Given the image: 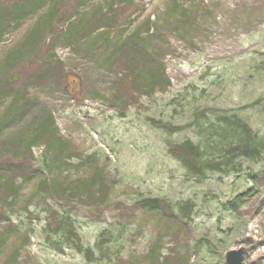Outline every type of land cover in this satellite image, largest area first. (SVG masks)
I'll return each instance as SVG.
<instances>
[{"label": "rangeland", "instance_id": "374dc122", "mask_svg": "<svg viewBox=\"0 0 264 264\" xmlns=\"http://www.w3.org/2000/svg\"><path fill=\"white\" fill-rule=\"evenodd\" d=\"M112 4L127 10L83 35ZM147 19L139 51L115 56ZM0 31V89L21 92L32 64L53 59L79 78L28 85V108L0 97V176L16 189L0 184V264H227L239 248L264 264L263 154L212 146L219 166L203 175L174 155L232 115L264 139V0H0ZM153 74L164 82L150 89Z\"/></svg>", "mask_w": 264, "mask_h": 264}, {"label": "trees", "instance_id": "16d2710c", "mask_svg": "<svg viewBox=\"0 0 264 264\" xmlns=\"http://www.w3.org/2000/svg\"><path fill=\"white\" fill-rule=\"evenodd\" d=\"M115 5H111V13H103V9H98L96 13L87 21V25L82 28V34L88 33V31H93L95 28H101L102 24H107L109 22L116 21L117 16L119 14H124L127 10V7H116L113 8ZM32 10V5L29 7V11ZM28 11V12H29ZM112 12H114L112 14ZM27 13V12H26ZM15 14L19 17L22 16V11L16 10ZM108 14V15H107ZM18 17V18H19ZM17 18V16L15 17ZM150 19H147L141 27H138L133 33L125 35L122 40L115 45L113 49V54L117 56V54H121L122 59L124 62H128L129 57L127 55L134 51H139V47L141 46L138 44L139 39H142V33L145 31V34H148L150 32ZM38 30L35 29L33 33H36ZM2 32L0 31V38L2 36ZM111 38L110 34L108 33L107 41H109ZM32 39L28 38V41ZM54 59L50 63L43 64L41 66H35L32 64L30 72L27 77H25L26 81L22 82V91L18 92L16 89L13 88H7L8 85H6V89H0V97L3 95L13 94L12 91L15 92L13 94V102L12 104L16 105L20 101L23 103L24 108H28L33 103L28 99V96L26 95L27 87L28 85H37V84H45L49 82V80L55 79L59 83H68L70 82V79L68 78V73L65 70V65L60 60ZM152 81L149 82V85H147L150 89L155 88V84L159 83L161 80V75L159 74L158 78L152 75ZM14 78V77H13ZM161 82H164V79L161 80ZM10 84H13L14 82H9ZM169 83V82H168ZM136 82H133V89L131 92H128V96H132L133 91L136 89ZM125 91V88L121 85L120 91H118V94ZM130 91V90H129ZM232 118V119H231ZM231 121L227 123L226 118L222 119L226 122V129L220 130L219 127H217V123H212L215 126H211L208 128V137H206V140H202L201 142L198 141V143L193 142L192 140L185 141L181 144H178L176 147V150H174V155L181 160L183 165L193 174L197 175H203L206 173L207 170H213L216 167L219 166V164L214 162V154L217 152H214V149L212 146H216L218 149H221L223 146L227 145L226 153H231L232 157L238 158L239 156L245 157L250 160H258L260 156L263 154L264 156V139H260L258 137V134L253 130L251 125L243 120L240 116L232 115ZM5 118L2 117L0 120V129L3 128L7 122H5ZM156 124L160 125L161 121L152 120ZM223 124V123H222ZM165 128H168L169 131L175 130L173 124L166 123ZM163 124L160 126H164ZM224 125V124H223ZM54 126V120L53 117L49 114V116H46L43 118V122H41L36 130V135L33 136L28 143L25 144V149L27 151L28 158L32 159L31 155V146L33 143H35L37 138L42 137L44 135H51L52 132H50V129ZM54 137V135L52 134ZM214 138V139H213ZM60 142L61 139H58ZM231 147V148H230ZM230 150V151H229ZM63 151V150H59ZM71 156V155H69ZM213 157V159H212ZM27 164L24 161H20V163H16L13 165V168H15L17 171H23L27 168ZM0 184H6L5 181L1 179L0 176ZM8 184V185H7ZM5 186L10 191H13V193L16 191L15 189V183L14 181H8ZM11 189V190H10ZM6 193V190L2 191V194ZM8 195V194H7ZM240 197V196H238ZM142 206H147L155 209H162L165 210L164 207L161 206L158 199L155 198H146L140 202ZM182 211V207L180 208ZM186 209L184 208L183 211ZM56 216V213H55ZM59 222V230H62L64 232L65 230V222H63L62 218L58 219ZM59 232V231H58ZM61 237L62 233H58Z\"/></svg>", "mask_w": 264, "mask_h": 264}, {"label": "water", "instance_id": "95a60500", "mask_svg": "<svg viewBox=\"0 0 264 264\" xmlns=\"http://www.w3.org/2000/svg\"><path fill=\"white\" fill-rule=\"evenodd\" d=\"M227 264H244V249L230 250L226 254Z\"/></svg>", "mask_w": 264, "mask_h": 264}]
</instances>
